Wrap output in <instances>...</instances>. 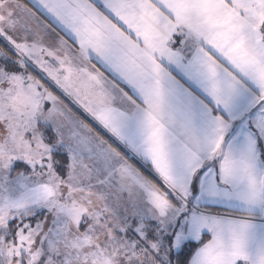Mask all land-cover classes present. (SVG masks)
<instances>
[{
    "label": "snow or ice",
    "instance_id": "6c2138e0",
    "mask_svg": "<svg viewBox=\"0 0 264 264\" xmlns=\"http://www.w3.org/2000/svg\"><path fill=\"white\" fill-rule=\"evenodd\" d=\"M35 6L0 0V264H264V0Z\"/></svg>",
    "mask_w": 264,
    "mask_h": 264
},
{
    "label": "rangeland",
    "instance_id": "374dc122",
    "mask_svg": "<svg viewBox=\"0 0 264 264\" xmlns=\"http://www.w3.org/2000/svg\"><path fill=\"white\" fill-rule=\"evenodd\" d=\"M6 50V49H5ZM11 55V54H10ZM2 63H3V61H2ZM1 66H3V64L1 65ZM30 71H32L33 72V75H39V72H36V71H33L32 69H30ZM37 73V74H36ZM43 82V81H42ZM62 99H64L65 100V103L68 105V107H70V108H75V109H77L79 112H81L88 120H90L89 119V117H87V115L85 114V113H83L79 108H77L70 100H68L67 98H65V97H61ZM50 106V105H49ZM73 111H74V109H72ZM75 112V111H74ZM92 122V121H91ZM93 123V122H92ZM2 128H3V126L2 125H0V142H2V140H3V133H2ZM62 131L65 133V135H67V133H68V128H64V129H62ZM55 135V133L51 130V128H49L48 130H46L45 131V142H49V138L50 137H52V136H54ZM55 158L57 159V160H61V162H62V165H64L65 166V168H64V173H63V175H64V178L66 179V172H67V169H66V165H67V163H69V161H68V159H67V153L66 152H62V153H57L56 154V156H55ZM146 170H147V168L146 167H144ZM14 169L15 170H13L11 173H10V179H11V177H14L15 176V174H16V171H20V170H26V173L27 174H29V175H31V168H29L28 166H26V165H21V167L20 168H16V166H15V164H14ZM142 170V169H141ZM148 171V170H147ZM34 179H35V177H34ZM40 179H46V176L45 177H40ZM93 183H94V181H93ZM126 195V194H125ZM173 254H175V253H173Z\"/></svg>",
    "mask_w": 264,
    "mask_h": 264
},
{
    "label": "crops",
    "instance_id": "0c3cea01",
    "mask_svg": "<svg viewBox=\"0 0 264 264\" xmlns=\"http://www.w3.org/2000/svg\"><path fill=\"white\" fill-rule=\"evenodd\" d=\"M19 2L21 3V4H24V5H26L28 8H30V9H32V11L33 12H35L36 13V15L41 19V20H43L45 23H48L49 21L47 20V19H45V14L42 12V10H40V9H38V7H36L35 6V0H19ZM19 16H20V19L22 20V22L24 21V20H26L27 19V16L25 15V14H23V13H20L19 14ZM29 23H31L32 24V27L35 29V23L34 22H32V21H29ZM61 34H63V33H61ZM18 38L19 37H21L22 35H23V30L21 29L20 31H18L16 34H15ZM49 37H45V41L46 42H49ZM0 47H5V45H4V42L3 41H0ZM5 49H6V51L8 50L7 49V47H5ZM9 54H11V53H9ZM93 63H95V61H93ZM97 67H100V65L99 64H97L96 65ZM102 71H103V69H101ZM36 72H39V70H35ZM37 74V73H36ZM107 74V73H106ZM38 75V74H37ZM53 90H55L54 88H53ZM75 105V104H74ZM76 106V105H75ZM77 107V106H76ZM78 108V107H77ZM80 109V108H79ZM82 112H83V110L82 109H80ZM84 113V112H83ZM89 119H90V121H92L91 120V118L89 117ZM93 123H94V125L96 126V127H98L99 129H101L104 133H106L102 128H100V126L98 125V124H96L94 121H92ZM107 134V133H106ZM108 136H109V134H107Z\"/></svg>",
    "mask_w": 264,
    "mask_h": 264
},
{
    "label": "trees",
    "instance_id": "16d2710c",
    "mask_svg": "<svg viewBox=\"0 0 264 264\" xmlns=\"http://www.w3.org/2000/svg\"><path fill=\"white\" fill-rule=\"evenodd\" d=\"M3 63H2V61H0V66L2 65ZM72 109H74V111H75V113L78 115V116H80L82 119H85V122L86 123H89L91 126H93L97 131H99L105 138H108L109 136L106 134V133H104L101 129H99L98 127H96L95 125H94V123H92L90 120H88L81 112H79L77 109H75L74 107L72 108ZM142 169V171L143 172H145V174L146 175H149V176H151V173H149L144 167H142L141 168ZM207 239V237H205V240ZM173 258H175V254H173ZM179 258L181 259V260H184L185 258H186V253H180V255H179Z\"/></svg>",
    "mask_w": 264,
    "mask_h": 264
}]
</instances>
